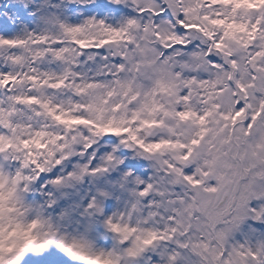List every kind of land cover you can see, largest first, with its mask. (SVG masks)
<instances>
[{
	"label": "snow or ice",
	"instance_id": "1",
	"mask_svg": "<svg viewBox=\"0 0 264 264\" xmlns=\"http://www.w3.org/2000/svg\"><path fill=\"white\" fill-rule=\"evenodd\" d=\"M9 4L0 264H264V0ZM193 33L208 43L186 52ZM156 128L167 135H142Z\"/></svg>",
	"mask_w": 264,
	"mask_h": 264
},
{
	"label": "clouds",
	"instance_id": "2",
	"mask_svg": "<svg viewBox=\"0 0 264 264\" xmlns=\"http://www.w3.org/2000/svg\"><path fill=\"white\" fill-rule=\"evenodd\" d=\"M190 35L192 36L193 44H194L195 47H194V49H186L185 50L186 52L191 51V50H199V49H203L204 47H206L208 42L206 40L202 39L198 33H193V34H190ZM182 59H187V57L185 56ZM98 63H99L98 61L94 62L92 64H89L88 67L90 69L94 70V68L96 67V65ZM175 70L180 71L181 73H183L182 79H186V78H188L189 75L192 74V73L188 72L186 69L180 68L179 66H177V68ZM197 75H202L203 78H205V79H212V78H214L215 72L213 70L207 75H204L202 73H198ZM143 83H144V90L145 91L150 90V88H151V78H146ZM199 91L200 90L197 89L193 93L194 103H192V107H194V108H196L198 110L203 109L204 107H206V105L200 103V97H199V94H198ZM179 93L180 94L184 93V88L182 86L179 89ZM144 99H145V97L141 96L140 100L137 101L136 104L132 105V107H138L139 104L144 101ZM156 101H157V103L163 105L165 108H171V109H175V110H183V108L185 107V105L183 103H175V104H173L172 103V98L169 97L168 95L162 93V92L159 93L156 96ZM156 118L157 119H165L163 112H157L156 113ZM168 123L172 124V125H176L177 121L169 119ZM187 127H191V125L190 124L187 125V126L181 125V127L178 128L177 130L179 131V130H181V128L186 130ZM142 135H145L146 138H158V137H160L162 135H167V130H166V128H156V129L153 130V132H152L150 137L147 134H144V133H142ZM115 142L119 143V138H116ZM112 143H113V140L104 139L103 137H101L99 142H98L97 147H98V149H110ZM138 152H139V149L136 148L135 146H133V148L131 150H129L127 158L128 159H135V160L139 161L141 159V157L138 156ZM80 159L83 160L84 158L80 157ZM149 167H150L149 162L145 161V163H144V171H148ZM91 187H93L91 181H85L84 183L77 185L75 188L69 189L68 191L71 194V199L69 201H67V203H71V202H74V201H80V200H82V198L86 199L87 196L90 194V188Z\"/></svg>",
	"mask_w": 264,
	"mask_h": 264
},
{
	"label": "rangeland",
	"instance_id": "3",
	"mask_svg": "<svg viewBox=\"0 0 264 264\" xmlns=\"http://www.w3.org/2000/svg\"><path fill=\"white\" fill-rule=\"evenodd\" d=\"M8 7L11 10V5L9 4V0H0V9ZM19 23V21H18Z\"/></svg>",
	"mask_w": 264,
	"mask_h": 264
}]
</instances>
